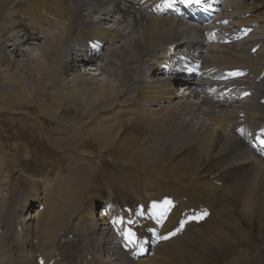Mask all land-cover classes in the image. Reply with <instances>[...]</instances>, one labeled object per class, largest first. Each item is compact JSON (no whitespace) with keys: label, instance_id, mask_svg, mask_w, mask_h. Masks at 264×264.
I'll use <instances>...</instances> for the list:
<instances>
[{"label":"bare ground","instance_id":"bare-ground-1","mask_svg":"<svg viewBox=\"0 0 264 264\" xmlns=\"http://www.w3.org/2000/svg\"><path fill=\"white\" fill-rule=\"evenodd\" d=\"M157 1L0 0V124L16 127L7 135L0 131V148L54 145L65 149L69 163L87 161L76 166L79 176L91 182H97L96 173L117 177L110 184L111 199L121 205L123 218L117 222L100 211L89 215L91 224L74 215L66 222L62 215H70L74 204L61 194L56 206L37 212L25 230L32 217L27 199L19 214L1 206L0 264H169L167 259L129 258L122 249L128 240L123 231L131 229L136 239L150 241L164 220L165 211L157 214V205L164 201V209L169 207V199L148 209L137 201L133 167L152 162L164 165L166 177L178 182L185 240L198 243L214 235L212 227L195 222L196 206L190 207L189 200L197 192L216 198L230 181L262 198L253 201L247 195V207L259 211L246 222L250 232L264 238V143L254 151L243 141L264 127V15H250L264 13V0L223 3L215 21L231 19L237 30L261 23L263 29L220 46L206 44L203 37L217 25L192 26L194 15L184 8L153 15ZM96 61L99 74L92 76L90 68L85 72ZM195 64L212 76L239 69L243 75L233 81L244 99L225 105L201 96L196 89L205 84L195 89L185 72ZM182 86L187 93L176 91ZM25 160L31 162L29 198L41 202L47 188L40 181L50 167L42 158ZM188 188L193 194L185 199ZM102 194L99 187L95 196L105 206ZM138 251L146 254L145 247Z\"/></svg>","mask_w":264,"mask_h":264},{"label":"rangeland","instance_id":"rangeland-1","mask_svg":"<svg viewBox=\"0 0 264 264\" xmlns=\"http://www.w3.org/2000/svg\"><path fill=\"white\" fill-rule=\"evenodd\" d=\"M223 3L225 4L226 0L222 1V5ZM228 12L229 10L224 11V13ZM255 14L264 15V13L259 14L258 12L250 15ZM231 22L233 21L231 20ZM260 24L250 26L253 29L251 33H256L258 30L261 31L263 28H260ZM214 25L217 24L213 22L210 28ZM229 26L232 25L229 24ZM27 46L25 45L23 49L27 48ZM35 48L34 54H37L38 51ZM98 63L99 61H96L94 65L87 66L85 72L90 68L89 71L91 72L89 74L97 76L100 71L94 69H98ZM99 79L104 78L100 76ZM189 80H191L190 77ZM176 91L187 93V89L185 90V88L176 87ZM9 125L7 123V125L2 124L0 126V131L2 130L1 134L7 135L15 130L14 128L16 127ZM38 153H43L44 156L41 157ZM64 153V148H56L54 145L47 148L32 146L14 149V146L7 147V145L1 147L0 207L5 206L6 209L12 210L14 214H19L24 205L23 201L27 199L29 208L26 209H29L32 215L30 224L25 227V230H27L26 228L36 221L35 214L37 212H49L56 206V200L59 199L60 195L65 194L69 198L67 201L74 204L70 215H62L66 222L71 221V215H74L77 217L75 220L91 224L89 222V215L93 213L97 217L100 211H103L107 218L111 217L117 222L123 221L122 214L119 215L121 213V205L112 201L113 190L110 186V184L116 183L120 179L109 175L103 178L100 174L96 173L98 176L97 182H91L90 178L79 176L75 169L76 166L79 167L82 164H87V161L69 163L66 156L64 157ZM26 157L42 158L45 160V164L50 167L47 174L40 181L47 188L46 196L41 202L37 201V199L36 201H32V197L29 198L32 186L26 177V173L31 162H27L25 160ZM34 162H38V160H34L32 163ZM133 168L137 171V174L134 175L133 183L138 203H142L148 209L153 204L160 203L164 199H169L171 202L168 204L169 207L163 210V212L165 211L164 220L162 225L159 226V230L155 232L150 241H144L147 244L146 254L137 255L138 259L147 258L151 259V261L167 259L169 264H236L237 261H242L241 264H264V238L257 231L250 232L251 229L246 222L251 219L255 220L253 218L254 214L259 211V209L254 208L252 205L251 207H247V195L251 194L253 201L257 199L261 200L262 198H258L257 193L250 192L245 188L246 186L240 191L232 185V181L224 185L218 195L216 194V198L208 194L198 196V192L195 197L191 198L193 190L191 188L185 190V199L191 198L188 205L190 207L196 206V209H193L196 215L195 222L201 224L199 227L208 228L210 226L214 230L212 238L194 243L185 240L182 237L183 232L179 229L178 217L181 211L178 201L181 195L176 189L178 182L167 178L164 165H160L158 162ZM133 168H129V170ZM99 187L103 188L102 195H104L105 206H103V202L98 201L100 198L95 196ZM66 188H69L74 194L66 193L64 190ZM240 192L242 193L238 194ZM76 195L77 197L80 195L82 198L78 200ZM94 204L96 205L94 206ZM205 213L207 215H204ZM142 216L146 218V213H143ZM61 220L63 219H59V221ZM258 224L261 225V222H258ZM221 230H224V235L221 234ZM163 237L168 238L164 239ZM222 257H225V259L220 261L219 259H222Z\"/></svg>","mask_w":264,"mask_h":264},{"label":"snow or ice","instance_id":"snow-or-ice-1","mask_svg":"<svg viewBox=\"0 0 264 264\" xmlns=\"http://www.w3.org/2000/svg\"><path fill=\"white\" fill-rule=\"evenodd\" d=\"M174 2V0H165V4H166V6H171V4ZM181 2H183V3H195V4H197V5H199V4H201L202 2H203V0H181ZM233 76H240V75H243V73H241V72H236V73H233L232 74ZM262 143H264V141H262ZM204 215H207V213H205ZM202 218V217H201ZM128 223L129 224H132L133 223V221L132 220H129L128 221ZM126 235H127V237H128V239H129V241L130 242H132V243H134L135 242V240H136V235H135V233L131 230V229H129L128 231H127V233H126ZM173 235H175V233H173ZM164 239H167L168 237H163ZM141 251H143V249L141 248Z\"/></svg>","mask_w":264,"mask_h":264}]
</instances>
